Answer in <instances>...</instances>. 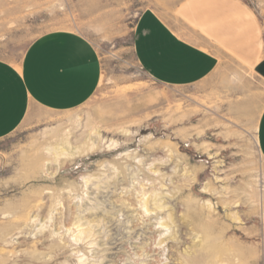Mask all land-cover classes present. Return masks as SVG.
<instances>
[{
  "label": "rangeland",
  "instance_id": "374dc122",
  "mask_svg": "<svg viewBox=\"0 0 264 264\" xmlns=\"http://www.w3.org/2000/svg\"><path fill=\"white\" fill-rule=\"evenodd\" d=\"M179 1L0 0V59L17 65L40 35L70 30L101 62L89 100L32 108L0 139V264H264V84L225 62L166 86L134 56L140 13ZM244 1L264 36V0Z\"/></svg>",
  "mask_w": 264,
  "mask_h": 264
},
{
  "label": "crops",
  "instance_id": "0c3cea01",
  "mask_svg": "<svg viewBox=\"0 0 264 264\" xmlns=\"http://www.w3.org/2000/svg\"><path fill=\"white\" fill-rule=\"evenodd\" d=\"M133 52L156 82L187 86L225 62L264 84V36L244 0H181L144 9L135 24ZM101 62L92 43L70 30L37 37L19 64L0 59V139L14 132L32 108L62 112L79 107L99 86ZM264 160V106L256 121Z\"/></svg>",
  "mask_w": 264,
  "mask_h": 264
},
{
  "label": "bare ground",
  "instance_id": "6f19581e",
  "mask_svg": "<svg viewBox=\"0 0 264 264\" xmlns=\"http://www.w3.org/2000/svg\"><path fill=\"white\" fill-rule=\"evenodd\" d=\"M96 135H98L96 132H95ZM90 147H82V146H78V147H75L74 149L75 150H69V146H68V143L67 141H62L61 142V147H54L52 149L53 153L55 156H58L60 154H64L66 153V155H68L69 157L70 156H77V155H80L81 153H84L85 151H87L88 149H91V148H94L95 147V144L93 142V140L91 141L90 143ZM153 204V209L154 210H162L165 208L164 206V202H161V199H156ZM145 207V204L143 205ZM146 212V211H145ZM76 220H75V223L77 224V226H81L82 224L86 223L88 224V222H81L82 221V217L80 215H77L76 217ZM82 233V232H81ZM83 233H89V230H86V231H83Z\"/></svg>",
  "mask_w": 264,
  "mask_h": 264
}]
</instances>
